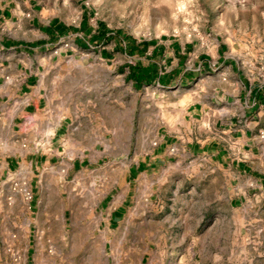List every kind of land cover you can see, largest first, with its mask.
I'll return each instance as SVG.
<instances>
[{"label": "rangeland", "instance_id": "374dc122", "mask_svg": "<svg viewBox=\"0 0 264 264\" xmlns=\"http://www.w3.org/2000/svg\"><path fill=\"white\" fill-rule=\"evenodd\" d=\"M36 1L68 33L43 108L0 117V264H264V207L236 211L230 232L233 175L161 147L192 84L137 83L128 49L182 39L264 90V0Z\"/></svg>", "mask_w": 264, "mask_h": 264}, {"label": "crops", "instance_id": "0c3cea01", "mask_svg": "<svg viewBox=\"0 0 264 264\" xmlns=\"http://www.w3.org/2000/svg\"><path fill=\"white\" fill-rule=\"evenodd\" d=\"M67 33L66 23L45 17L36 0H0V55L5 54L0 56L1 119L17 125L43 108L49 89L45 66L58 59L52 46ZM193 48L182 39L128 47L130 54L140 57L134 71H150L162 87L175 81L192 84L176 94L178 123L165 122L161 147L175 146L186 156L207 160L217 171L233 175L225 184L231 191L225 199L234 212L228 230L237 234L242 219L235 212L246 206L264 207V90L240 71L234 59L219 56L216 69L210 70L212 59L203 54L192 57ZM160 61L171 65L161 67Z\"/></svg>", "mask_w": 264, "mask_h": 264}, {"label": "trees", "instance_id": "16d2710c", "mask_svg": "<svg viewBox=\"0 0 264 264\" xmlns=\"http://www.w3.org/2000/svg\"><path fill=\"white\" fill-rule=\"evenodd\" d=\"M133 78L136 80L137 83H150L151 81L155 80V76L153 75V73H151L150 71H145V72H138V71H133L132 73ZM141 168V166L139 167V169Z\"/></svg>", "mask_w": 264, "mask_h": 264}, {"label": "built area", "instance_id": "2783aa9c", "mask_svg": "<svg viewBox=\"0 0 264 264\" xmlns=\"http://www.w3.org/2000/svg\"><path fill=\"white\" fill-rule=\"evenodd\" d=\"M264 138V136H262Z\"/></svg>", "mask_w": 264, "mask_h": 264}]
</instances>
